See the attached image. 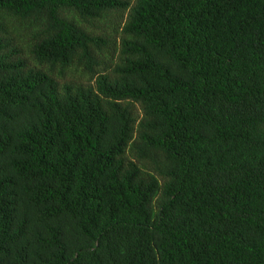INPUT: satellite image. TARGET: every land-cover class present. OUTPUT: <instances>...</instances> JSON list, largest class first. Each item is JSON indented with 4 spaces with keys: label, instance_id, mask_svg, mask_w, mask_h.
I'll return each mask as SVG.
<instances>
[{
    "label": "trees",
    "instance_id": "16d2710c",
    "mask_svg": "<svg viewBox=\"0 0 264 264\" xmlns=\"http://www.w3.org/2000/svg\"><path fill=\"white\" fill-rule=\"evenodd\" d=\"M0 264H264V0H0Z\"/></svg>",
    "mask_w": 264,
    "mask_h": 264
}]
</instances>
